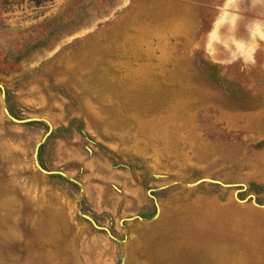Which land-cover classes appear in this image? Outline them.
Wrapping results in <instances>:
<instances>
[{"label":"rangeland","instance_id":"1","mask_svg":"<svg viewBox=\"0 0 264 264\" xmlns=\"http://www.w3.org/2000/svg\"><path fill=\"white\" fill-rule=\"evenodd\" d=\"M0 264H264V0H0Z\"/></svg>","mask_w":264,"mask_h":264},{"label":"trees","instance_id":"2","mask_svg":"<svg viewBox=\"0 0 264 264\" xmlns=\"http://www.w3.org/2000/svg\"><path fill=\"white\" fill-rule=\"evenodd\" d=\"M31 1H33V2H35L37 4H40V3L46 2L48 0H31Z\"/></svg>","mask_w":264,"mask_h":264}]
</instances>
